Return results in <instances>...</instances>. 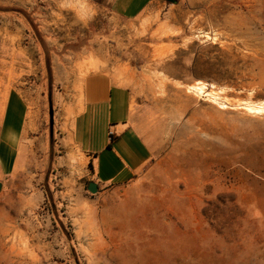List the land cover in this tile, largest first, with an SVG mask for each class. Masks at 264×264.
Instances as JSON below:
<instances>
[{
  "label": "rangeland",
  "instance_id": "374dc122",
  "mask_svg": "<svg viewBox=\"0 0 264 264\" xmlns=\"http://www.w3.org/2000/svg\"><path fill=\"white\" fill-rule=\"evenodd\" d=\"M168 9L133 38L86 0H0V117L18 96L53 137L34 166L0 173V264H264V113L240 108L264 104V0ZM83 52L103 61L86 59L82 73L118 65L134 78L153 151L135 181L95 194L79 171L46 166L65 156L51 57ZM197 81L227 108L188 88Z\"/></svg>",
  "mask_w": 264,
  "mask_h": 264
},
{
  "label": "crops",
  "instance_id": "0c3cea01",
  "mask_svg": "<svg viewBox=\"0 0 264 264\" xmlns=\"http://www.w3.org/2000/svg\"><path fill=\"white\" fill-rule=\"evenodd\" d=\"M182 0H86L94 11H102L108 22L118 27L124 23L133 38H140V22L146 33L157 30L158 13ZM169 10V9H168ZM163 22V21H162ZM138 23V24H136ZM145 33V34H146ZM144 36V35H143ZM130 37V36H129ZM55 57V56H54ZM51 57L49 66L54 84L61 85L54 105L56 146L65 153L64 160L48 159L47 169L67 168L80 172L86 182L98 189L126 186L135 181L149 166L153 151L137 121L139 109L135 102L133 82L119 77L118 65L99 67L82 73L86 59L102 62L101 54H88L77 60L58 62ZM130 74H134L131 73ZM0 117V173L11 176L23 163L34 166L38 153L52 152V136L43 133L40 117L18 96L9 95ZM52 157V158H51ZM73 160V161H72ZM46 162V161H45ZM24 166V165H23Z\"/></svg>",
  "mask_w": 264,
  "mask_h": 264
},
{
  "label": "bare ground",
  "instance_id": "6f19581e",
  "mask_svg": "<svg viewBox=\"0 0 264 264\" xmlns=\"http://www.w3.org/2000/svg\"><path fill=\"white\" fill-rule=\"evenodd\" d=\"M189 89L192 91H195L198 94H205V96L209 97L213 102L217 103L220 108L225 109L227 108V105H225V102L220 101L221 98H219L218 93L213 91V86L211 85V89L207 88V85L203 82L197 81L195 84L188 86ZM220 92V90H219ZM240 108L245 109L246 111L252 112V113H264V104L262 103H244L243 106Z\"/></svg>",
  "mask_w": 264,
  "mask_h": 264
},
{
  "label": "water",
  "instance_id": "95a60500",
  "mask_svg": "<svg viewBox=\"0 0 264 264\" xmlns=\"http://www.w3.org/2000/svg\"><path fill=\"white\" fill-rule=\"evenodd\" d=\"M173 1H175V0H173ZM48 113H49V130L51 133L52 129H53V123H54V117H53L54 113H53V108H52L51 102H49ZM0 188H1V185H0ZM87 190L89 193L95 194L98 190V187H97L96 183L91 181L87 185Z\"/></svg>",
  "mask_w": 264,
  "mask_h": 264
},
{
  "label": "trees",
  "instance_id": "16d2710c",
  "mask_svg": "<svg viewBox=\"0 0 264 264\" xmlns=\"http://www.w3.org/2000/svg\"><path fill=\"white\" fill-rule=\"evenodd\" d=\"M167 2H169V3H174V1L173 0H166ZM52 133V132H51ZM52 136V135H51ZM52 139H53V137H52ZM51 139V140H52ZM54 173V171L53 170H51V174H53ZM89 183V182H88ZM88 183H87V185H88Z\"/></svg>",
  "mask_w": 264,
  "mask_h": 264
}]
</instances>
